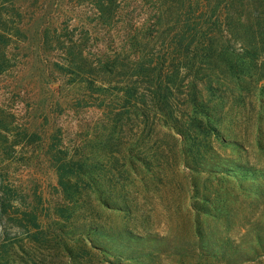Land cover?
<instances>
[{
	"label": "rangeland",
	"instance_id": "374dc122",
	"mask_svg": "<svg viewBox=\"0 0 264 264\" xmlns=\"http://www.w3.org/2000/svg\"><path fill=\"white\" fill-rule=\"evenodd\" d=\"M93 1L11 0L23 36L0 44V264H264V71L178 79L175 120H106L85 76L54 66L94 62ZM55 160L74 175L59 183Z\"/></svg>",
	"mask_w": 264,
	"mask_h": 264
},
{
	"label": "trees",
	"instance_id": "16d2710c",
	"mask_svg": "<svg viewBox=\"0 0 264 264\" xmlns=\"http://www.w3.org/2000/svg\"><path fill=\"white\" fill-rule=\"evenodd\" d=\"M93 2L97 35L102 42L98 45L95 40L94 62L83 67L81 64L86 63L79 50L77 55L69 52L73 58L67 61L66 68L54 66L67 78L85 76L81 82L87 85L90 99L106 120H175L171 111H164L170 107V86L174 87L178 79L182 84L187 77L200 80L198 76L204 74L228 76L238 84L249 68L259 74L264 71V0ZM21 19L11 0L0 2V44L23 36ZM106 50L108 53H104ZM6 61L1 58V64ZM72 82L74 79H67L63 85ZM192 87L195 88L193 83ZM187 100L188 93L177 103L182 105ZM75 104L78 107L80 102ZM33 138L39 137L22 130L21 140L31 142ZM15 142L6 145L13 147ZM67 167L69 163L55 160L59 183L74 175L67 172ZM12 192L0 186V212L12 209L6 203Z\"/></svg>",
	"mask_w": 264,
	"mask_h": 264
}]
</instances>
